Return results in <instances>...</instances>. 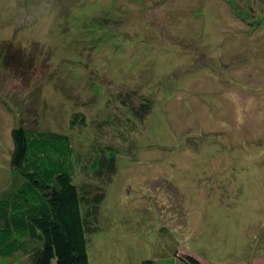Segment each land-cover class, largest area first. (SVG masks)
I'll return each mask as SVG.
<instances>
[{
    "label": "rangeland",
    "instance_id": "1",
    "mask_svg": "<svg viewBox=\"0 0 264 264\" xmlns=\"http://www.w3.org/2000/svg\"><path fill=\"white\" fill-rule=\"evenodd\" d=\"M21 119L117 152L98 264L264 263V0H0V196Z\"/></svg>",
    "mask_w": 264,
    "mask_h": 264
},
{
    "label": "trees",
    "instance_id": "2",
    "mask_svg": "<svg viewBox=\"0 0 264 264\" xmlns=\"http://www.w3.org/2000/svg\"><path fill=\"white\" fill-rule=\"evenodd\" d=\"M126 97L121 101L129 108L133 102ZM151 104L142 97L131 106V120L123 121L129 131L135 129V119L142 121L150 112ZM22 121L11 130L9 160L19 182L0 196V258L17 253L29 264H91L89 240L100 230L99 207L116 171L117 152L97 142L85 153L76 152L69 134L26 127ZM71 123L85 125L83 113L74 112ZM81 170L93 173L89 181L77 179ZM183 259L204 264L189 255Z\"/></svg>",
    "mask_w": 264,
    "mask_h": 264
},
{
    "label": "crops",
    "instance_id": "3",
    "mask_svg": "<svg viewBox=\"0 0 264 264\" xmlns=\"http://www.w3.org/2000/svg\"><path fill=\"white\" fill-rule=\"evenodd\" d=\"M91 260H92V263H91V264H98L97 262H95V261L93 260V258H91Z\"/></svg>",
    "mask_w": 264,
    "mask_h": 264
}]
</instances>
